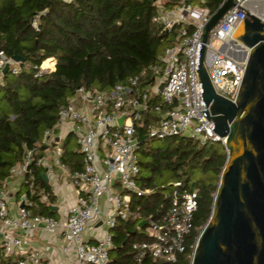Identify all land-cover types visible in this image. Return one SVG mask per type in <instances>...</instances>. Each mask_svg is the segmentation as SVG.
I'll return each instance as SVG.
<instances>
[{"label": "built area", "instance_id": "obj_1", "mask_svg": "<svg viewBox=\"0 0 264 264\" xmlns=\"http://www.w3.org/2000/svg\"><path fill=\"white\" fill-rule=\"evenodd\" d=\"M163 2L169 1L156 0L152 17L154 23L169 33V42L158 62L146 71L117 81L107 90L77 87L58 109L56 131L52 128L44 131L45 148L24 146L21 159L10 167L0 186V255L11 264H43L42 254L47 247L39 249L30 242L39 229L55 236L60 254L70 264H111L110 230L119 220L128 218L132 195L150 192L138 180L139 142L135 123L144 114L152 112L157 117L150 124L148 138L183 135L201 143L224 141L214 132V123L202 113L205 106L196 72L199 35L214 11L203 4L204 0H199V4L173 1L178 5L167 9ZM233 2L245 11H252L248 6L250 0ZM245 16L246 12L232 5L209 30L204 46L203 64L213 88L231 101L236 100L247 61L238 58V52L248 49L233 37ZM36 24L34 20L32 25ZM45 61L50 66H45ZM55 63L53 57L45 59L37 75L53 71ZM6 64L12 73L20 70L19 61L0 51V85ZM147 74L151 75V81L142 85ZM69 133L78 145L80 169L72 170L62 160L61 142ZM50 145H54L51 161L45 155ZM33 167L43 169L58 198L49 202L53 215L35 212L36 204L26 193L19 202L11 200L13 179L20 177L31 190ZM43 198L47 199L45 195ZM197 208L196 190L184 189L172 196L164 213L143 219L145 235L131 244L134 262L146 264L147 256L175 262L185 250ZM87 229L91 231L89 235Z\"/></svg>", "mask_w": 264, "mask_h": 264}, {"label": "trees", "instance_id": "obj_2", "mask_svg": "<svg viewBox=\"0 0 264 264\" xmlns=\"http://www.w3.org/2000/svg\"><path fill=\"white\" fill-rule=\"evenodd\" d=\"M221 2L204 0L203 4L214 11ZM155 12L156 0H0V51L23 57L19 72L7 70L0 85V186L21 159L24 146L40 148L44 131H56L58 109L77 87L107 90L158 62L169 33L152 21ZM49 57L55 59V69L37 75ZM150 81L147 74L141 84ZM156 120L154 113L144 114L135 128L146 135ZM70 135L64 137L62 160L70 169H80V153L65 148ZM139 153L145 158L138 155L139 184L150 192L132 195L128 218L111 229V264H136L131 244L143 237L139 222L164 213L175 193L195 189L198 208L185 250L173 263L145 259L146 264H190L226 161L224 145L174 135L143 140ZM42 173V168H32L33 186L30 190L26 184L25 193L35 202V212L53 215L49 202L54 196L45 195L48 200H43L50 187Z\"/></svg>", "mask_w": 264, "mask_h": 264}, {"label": "water", "instance_id": "obj_3", "mask_svg": "<svg viewBox=\"0 0 264 264\" xmlns=\"http://www.w3.org/2000/svg\"><path fill=\"white\" fill-rule=\"evenodd\" d=\"M232 5L246 12L233 37L248 49L238 56L247 61L235 101L215 92L203 64L208 32ZM199 41L196 72L205 106L202 113L224 139L227 156L190 264H264V20L233 0H222L206 21ZM12 59L18 62L23 57L13 54ZM7 70L8 64L3 74ZM147 138L137 131L139 143ZM42 177L47 182L44 173ZM145 223L142 220L138 227Z\"/></svg>", "mask_w": 264, "mask_h": 264}, {"label": "rangeland", "instance_id": "obj_4", "mask_svg": "<svg viewBox=\"0 0 264 264\" xmlns=\"http://www.w3.org/2000/svg\"><path fill=\"white\" fill-rule=\"evenodd\" d=\"M191 3L193 4H199V0H190ZM178 4H176L175 2H163L162 6L164 8H174L176 7ZM251 5L255 6L254 9L257 12V14L264 19V0H252ZM60 131H58L59 133ZM63 134V131H62ZM64 138L62 139V143L61 145L64 143ZM222 142V141H221ZM154 145H157L156 143H154ZM65 148L69 151V150H76L78 149V145L76 143V139L74 137V135H70L68 137L67 140V144L65 146ZM54 152V145H50V147L47 149V151L45 152V155L47 157V159H49L51 161V156ZM140 159H145L142 154H138ZM55 170H58L57 168H54ZM144 173V171H143ZM62 178V177H61ZM62 180V179H61ZM60 180V181H61ZM195 178H192L191 181L194 182ZM13 181V182H12ZM11 182L12 184L10 185V192L13 194L12 197V201L15 202L17 200V202H19V200H22V196L25 194L26 190L28 189V187L26 186V184L21 180L20 177L13 179ZM49 184V183H48ZM49 193H45L44 195H50L52 197V195L54 196V201H56L57 196H55L54 193V189L52 188V185L49 184ZM48 197V196H47ZM58 199V198H57ZM48 199H46L47 201ZM138 231L144 236L145 235V230L144 228H139ZM110 232L112 233V231L110 230ZM143 238V237H142ZM141 238V239H142ZM8 263V260L6 259V257L1 253L0 255V264H5Z\"/></svg>", "mask_w": 264, "mask_h": 264}, {"label": "crops", "instance_id": "obj_5", "mask_svg": "<svg viewBox=\"0 0 264 264\" xmlns=\"http://www.w3.org/2000/svg\"><path fill=\"white\" fill-rule=\"evenodd\" d=\"M64 134V133H63ZM12 184V183H11ZM69 191V190H68ZM90 230L87 229L86 235L90 234ZM58 240H56L55 236H52L45 232L42 229L37 230L32 234L30 237V242L33 247L37 248H44L45 246L47 249L42 254V262L43 264H70L66 259L62 257L58 250ZM57 242V243H56ZM70 258H73L72 252L70 253ZM74 260V259H73Z\"/></svg>", "mask_w": 264, "mask_h": 264}, {"label": "bare ground", "instance_id": "obj_6", "mask_svg": "<svg viewBox=\"0 0 264 264\" xmlns=\"http://www.w3.org/2000/svg\"><path fill=\"white\" fill-rule=\"evenodd\" d=\"M251 2H252V0H250V2L248 3V6L251 8V10H252L253 13H255L257 16H259V15L257 14V12L255 11V9H254L255 6L251 5ZM259 17H260V16H259ZM260 18H261V17H260ZM261 19H262V18H261ZM263 20H264V19H263ZM243 54H244V49H240L239 52H238V55L242 56ZM44 65H45V66H50V63H48L47 61H45V62H44Z\"/></svg>", "mask_w": 264, "mask_h": 264}]
</instances>
